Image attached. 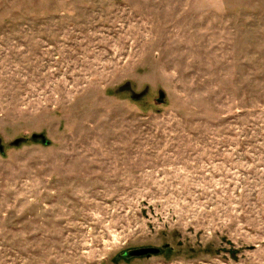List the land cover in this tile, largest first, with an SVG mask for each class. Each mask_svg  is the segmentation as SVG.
I'll use <instances>...</instances> for the list:
<instances>
[{
    "label": "rangeland",
    "instance_id": "374dc122",
    "mask_svg": "<svg viewBox=\"0 0 264 264\" xmlns=\"http://www.w3.org/2000/svg\"><path fill=\"white\" fill-rule=\"evenodd\" d=\"M0 141V264H264V0H0Z\"/></svg>",
    "mask_w": 264,
    "mask_h": 264
},
{
    "label": "water",
    "instance_id": "95a60500",
    "mask_svg": "<svg viewBox=\"0 0 264 264\" xmlns=\"http://www.w3.org/2000/svg\"><path fill=\"white\" fill-rule=\"evenodd\" d=\"M127 88H129V84L126 85L125 90ZM141 96L142 95H135L134 98L138 99ZM163 102H164V93L163 92H159V100H158V103L161 104ZM31 139L34 140V141L40 140L42 142V144H44V145H49L50 144V142L43 135H33L31 137ZM24 142H25L24 139H18L16 141H14L11 145L17 147V146H20ZM0 152L3 153V147H2L1 141H0ZM146 254L157 255V254H159V250H139V251H134L132 253H129V256H132V257H140V256H144Z\"/></svg>",
    "mask_w": 264,
    "mask_h": 264
}]
</instances>
